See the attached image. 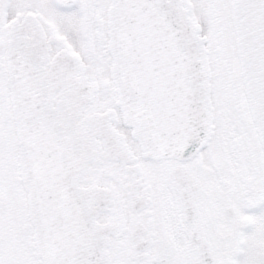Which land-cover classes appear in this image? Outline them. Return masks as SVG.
I'll return each mask as SVG.
<instances>
[{
    "label": "snow or ice",
    "instance_id": "1",
    "mask_svg": "<svg viewBox=\"0 0 264 264\" xmlns=\"http://www.w3.org/2000/svg\"><path fill=\"white\" fill-rule=\"evenodd\" d=\"M0 264H264V0H0Z\"/></svg>",
    "mask_w": 264,
    "mask_h": 264
}]
</instances>
